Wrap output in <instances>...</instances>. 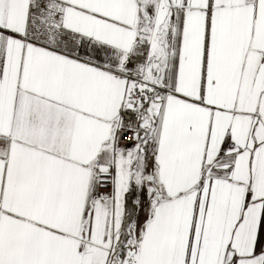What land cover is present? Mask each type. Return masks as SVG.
<instances>
[{"label":"snow or ice","instance_id":"1","mask_svg":"<svg viewBox=\"0 0 264 264\" xmlns=\"http://www.w3.org/2000/svg\"><path fill=\"white\" fill-rule=\"evenodd\" d=\"M0 264H264V0H0Z\"/></svg>","mask_w":264,"mask_h":264}]
</instances>
